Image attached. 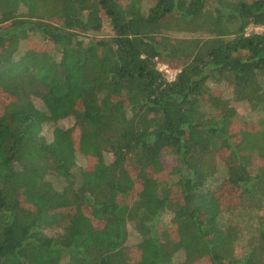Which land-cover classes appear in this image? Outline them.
<instances>
[{
    "label": "trees",
    "instance_id": "16d2710c",
    "mask_svg": "<svg viewBox=\"0 0 264 264\" xmlns=\"http://www.w3.org/2000/svg\"><path fill=\"white\" fill-rule=\"evenodd\" d=\"M252 26L264 0H0V264H264Z\"/></svg>",
    "mask_w": 264,
    "mask_h": 264
},
{
    "label": "rangeland",
    "instance_id": "374dc122",
    "mask_svg": "<svg viewBox=\"0 0 264 264\" xmlns=\"http://www.w3.org/2000/svg\"><path fill=\"white\" fill-rule=\"evenodd\" d=\"M251 32H254V33H264V27H250L248 29V33H251ZM111 34V31H109V29L107 28L102 34H100L99 36H106V35H110ZM166 68L167 67V71L164 70V73L167 75V78L169 81H171V79H173V77H175V73H177L178 71L177 70H173L171 68H169L168 66L166 65H163L162 68ZM237 107H239L242 111H243V114L245 115V117L248 116L249 114V108L244 106V105H237ZM62 126L68 128V127H71L72 126V122L71 121H68V120H65L61 123ZM81 163H84V160H81L80 161ZM166 223L169 221V216H166L165 217V220H164Z\"/></svg>",
    "mask_w": 264,
    "mask_h": 264
},
{
    "label": "built area",
    "instance_id": "2783aa9c",
    "mask_svg": "<svg viewBox=\"0 0 264 264\" xmlns=\"http://www.w3.org/2000/svg\"><path fill=\"white\" fill-rule=\"evenodd\" d=\"M162 70H165V71H167V67L166 68H162ZM176 76H177V73H175V77H173V79H171V81H174L175 80V78H176Z\"/></svg>",
    "mask_w": 264,
    "mask_h": 264
}]
</instances>
